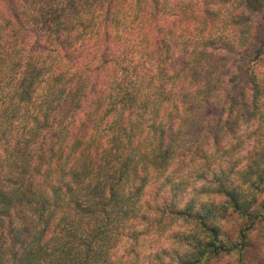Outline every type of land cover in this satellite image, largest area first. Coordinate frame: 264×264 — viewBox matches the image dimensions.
<instances>
[{
    "label": "trees",
    "instance_id": "16d2710c",
    "mask_svg": "<svg viewBox=\"0 0 264 264\" xmlns=\"http://www.w3.org/2000/svg\"><path fill=\"white\" fill-rule=\"evenodd\" d=\"M255 231L264 0H0V264H263Z\"/></svg>",
    "mask_w": 264,
    "mask_h": 264
},
{
    "label": "rangeland",
    "instance_id": "374dc122",
    "mask_svg": "<svg viewBox=\"0 0 264 264\" xmlns=\"http://www.w3.org/2000/svg\"><path fill=\"white\" fill-rule=\"evenodd\" d=\"M250 130L251 129H249V127L243 128L242 132H240L239 135L242 136V137H244L245 135H248L250 133ZM247 148H248V142L242 144L239 147V150L237 152L238 155H239V157H241V156H243L245 154V151L247 150ZM189 185H191V189H193V187H195L194 184H192V183H190ZM193 196H194L193 198L195 199L196 203H200L201 202L200 198L197 197L196 194H193ZM203 198L204 197H202V199ZM251 246L252 247L250 249L249 257L252 260L263 261V264H264V245L261 243V239L259 237V231H255L254 232V234H253V236L251 238ZM215 264H236V261L233 260L230 257H223L219 261H217Z\"/></svg>",
    "mask_w": 264,
    "mask_h": 264
}]
</instances>
